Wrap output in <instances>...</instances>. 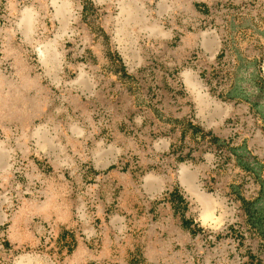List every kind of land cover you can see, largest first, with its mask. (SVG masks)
Listing matches in <instances>:
<instances>
[{"label": "rangeland", "instance_id": "obj_1", "mask_svg": "<svg viewBox=\"0 0 264 264\" xmlns=\"http://www.w3.org/2000/svg\"><path fill=\"white\" fill-rule=\"evenodd\" d=\"M0 264H264V0H0Z\"/></svg>", "mask_w": 264, "mask_h": 264}, {"label": "trees", "instance_id": "obj_2", "mask_svg": "<svg viewBox=\"0 0 264 264\" xmlns=\"http://www.w3.org/2000/svg\"><path fill=\"white\" fill-rule=\"evenodd\" d=\"M187 220H188V222H189V221H192L191 219H187Z\"/></svg>", "mask_w": 264, "mask_h": 264}, {"label": "bare ground", "instance_id": "obj_3", "mask_svg": "<svg viewBox=\"0 0 264 264\" xmlns=\"http://www.w3.org/2000/svg\"><path fill=\"white\" fill-rule=\"evenodd\" d=\"M208 210V208L206 209V211Z\"/></svg>", "mask_w": 264, "mask_h": 264}]
</instances>
